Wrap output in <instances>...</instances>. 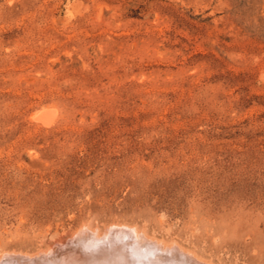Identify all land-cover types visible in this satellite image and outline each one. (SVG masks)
<instances>
[{
	"label": "rangeland",
	"instance_id": "obj_1",
	"mask_svg": "<svg viewBox=\"0 0 264 264\" xmlns=\"http://www.w3.org/2000/svg\"><path fill=\"white\" fill-rule=\"evenodd\" d=\"M113 227L264 264V0H0V264Z\"/></svg>",
	"mask_w": 264,
	"mask_h": 264
},
{
	"label": "bare ground",
	"instance_id": "obj_2",
	"mask_svg": "<svg viewBox=\"0 0 264 264\" xmlns=\"http://www.w3.org/2000/svg\"><path fill=\"white\" fill-rule=\"evenodd\" d=\"M43 113V112H42ZM40 114H41V112H40ZM49 114V113H48ZM43 114H41V116H42ZM47 116V115H46ZM50 119V118H49ZM43 123V122H42ZM115 227H113L112 229H109V231L108 232H111L113 229H114ZM122 228V227H121ZM125 227H124V230L122 229H115V230H113L111 233H109L110 234V236H109V241L108 240H106L107 238H106V236H107V234H106V236H104V237H102L103 239H99V237L97 238V237H95V236H93L94 235V233L96 232H94V233H91V234H93L92 236H90V235H88L87 234V232L84 234H78V235H74L75 237L74 238H72V239H70V240H66V241H61L62 242V245H59L57 248H51V249H49L50 251H52L53 252V255H51V254H44L45 256L43 257V256H40V257H42L41 258V260H42V262H41V264H49V263H57L58 264V262H61V261H63V260H66L67 259V261L68 262H70L71 264H83L84 262H85V260H87L88 258H94L95 256L98 258V257H100L99 255H102L103 253H106L108 256H109V261L107 260V262H109V264H131L132 262H133V260L135 261V259H139V258H141L142 256L141 255H143V252L142 251H144L142 248H141V246H142V243H141V241L138 239V238H140L141 239V237H142V235H141V237L139 236L138 238H137V236L134 234V233H132V232H130V231H127L128 230V228H127V230L125 231ZM81 230H84V229H82L81 228ZM134 231V230H133ZM84 232H85V230H84ZM78 233V232H77ZM95 234H97V233H95ZM105 234V233H104ZM99 235H101V234H99ZM73 237V236H72ZM100 237V238H101ZM142 238H144V237H142ZM146 238V237H145ZM148 239V238H147ZM151 241V240H150ZM70 243H72L73 245H74V243H78V244H81V248L79 249V250H77V252H75L73 255H71L70 257H68V252H67V250H68V248H67V246H68V244H70ZM145 243V242H144ZM143 243V244H144ZM83 244H85V245H87L88 247H90V251L88 252V250H86V248H84V245ZM159 244V247H161V243H158ZM71 245V244H70ZM83 245V246H82ZM156 245H155V243H150L149 244V248H151L152 250H154L153 248H156L155 247ZM164 246V245H163ZM69 247V246H68ZM87 247V248H88ZM146 247V246H145ZM168 247V246H167ZM70 248V247H69ZM79 248V247H78ZM77 248V249H78ZM177 248V247H176ZM104 249V250H103ZM148 249V248H147ZM157 249V248H156ZM182 249V248H181ZM48 250V251H49ZM149 250V249H148ZM174 250H176V249H174ZM49 251V252H50ZM156 251V250H155ZM177 251H178V249H177ZM171 252V251H170ZM176 252V251H175ZM174 252V253H175ZM179 252H181V254H182V250H180ZM178 252V253H179ZM150 253H151V251H150ZM156 253V252H155ZM164 253V252H163ZM184 253H186V252H184ZM159 256H160V254L159 253H157ZM106 255V256H107ZM5 257H4V260H5V258L7 257L8 258V253H6V255H4ZM18 256V255H17ZM21 256V255H20ZM151 256H152V254H151ZM155 256V255H154ZM190 256V255H189ZM30 257V256H29ZM156 257H158V256H156ZM171 257V256H170ZM188 257V256H187ZM191 257V256H190ZM192 257H194L193 255H192ZM6 258V259H7ZM28 258V257H27ZM39 258V257H38ZM96 258V259H97ZM103 258V257H102ZM165 258V257H164ZM172 258H175V257H172ZM179 258V257H178ZM178 258H177V260H178ZM184 258H186V257H184ZM137 259V260H138ZM156 259V258H155ZM190 259V258H189ZM193 259V258H192ZM196 259V258H195ZM194 259V260H195ZM13 260V259H12ZM36 260H38V259H33V260H21V262L23 263V264H35V262L34 261H36ZM88 260H90V259H88ZM88 260H87V262H88ZM144 260V259H143ZM146 260V259H145ZM198 260V259H197ZM11 261V260H10ZM14 261H16V260H14ZM39 261V260H38ZM98 261V260H97ZM100 261V260H99ZM140 261V260H139ZM157 261V260H156ZM161 261V260H160ZM162 261H164V260H162ZM184 261V260H183ZM190 261V260H189ZM6 262V261H5ZM4 262V263H5ZM9 262V261H8ZM65 262V261H64ZM87 262H85L86 264H87ZM103 262H106V261H103ZM137 262V261H136ZM147 262V261H146ZM158 262V261H157ZM194 262H196V260L194 261ZM0 263H2V260L0 259ZM98 263V262H97ZM139 263H141V262H139ZM148 263V262H147ZM164 263H166V259H165V262ZM176 263V262H175ZM14 264V263H13ZM60 264V263H59ZM88 264H89V262H88ZM99 264V263H98ZM103 264V263H102ZM106 264V263H105ZM144 264H146V263H144ZM158 264V263H157ZM160 264V263H159ZM163 264V263H162ZM181 264V263H180ZM185 264V263H184ZM195 264V263H194Z\"/></svg>",
	"mask_w": 264,
	"mask_h": 264
}]
</instances>
